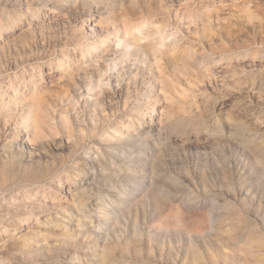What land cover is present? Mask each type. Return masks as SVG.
<instances>
[{"label": "clouds", "instance_id": "obj_1", "mask_svg": "<svg viewBox=\"0 0 264 264\" xmlns=\"http://www.w3.org/2000/svg\"><path fill=\"white\" fill-rule=\"evenodd\" d=\"M0 264H264V0H0Z\"/></svg>", "mask_w": 264, "mask_h": 264}]
</instances>
